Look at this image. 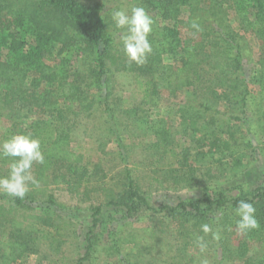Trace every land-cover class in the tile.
I'll list each match as a JSON object with an SVG mask.
<instances>
[{"label": "trees", "instance_id": "obj_1", "mask_svg": "<svg viewBox=\"0 0 264 264\" xmlns=\"http://www.w3.org/2000/svg\"><path fill=\"white\" fill-rule=\"evenodd\" d=\"M143 1L153 17L163 25L155 26L149 34L152 52L144 64L137 65L130 62L121 49L114 47V39L103 18L104 8L97 0H0L1 105L7 111L6 118L13 120L22 111H36L44 118L48 115L51 118V122L41 120L26 128L13 121L9 133L1 139L2 142L15 134L38 138L45 162L32 166L38 186L29 184V191L23 199L9 197L7 205H0V264H24L30 256L41 254L44 247L53 249V245L54 249L48 251H54V264L65 261L59 257L61 246L72 236L70 228L73 224L54 210L58 206L54 192L58 189L63 188L71 197L81 189L86 196L90 190L97 191L105 199L100 207L94 208L92 226L83 240L86 244L85 255L79 258L77 264L88 263L98 248L96 241L101 236V233H97L101 229L98 217L104 208L122 209L128 218L139 214V204L143 209L146 207L155 212L147 205L143 187L133 177L132 169L123 171V181L120 183L124 189L122 198L108 187L89 188L87 167L90 162L86 165L84 155L71 150L67 109L60 102L82 95L88 81H98L110 69L133 75L139 98L131 109L123 112V116L131 121H142L148 117V112L159 107L162 81L174 76L164 58L180 57L185 69L193 75L192 80L187 78V87H194L195 92H207L210 100L225 102L235 109H245L249 89L244 86L243 79L241 84L240 76L231 77L234 71L232 66L242 69L249 64L242 50L238 48L236 54L226 57L228 66L225 69L218 68L219 51L214 54L205 52L206 48L217 44L208 34L224 40L227 47H231L227 40L233 39L234 33L224 17L216 21L225 24V27L207 21L211 16H223L224 4L232 8L242 30L260 39L259 58L264 80V0ZM185 12L188 14L187 21L183 19ZM183 29L192 31L194 35L201 33L195 50L182 47ZM75 52L81 56L87 55L89 67L93 63L95 66L88 72H72L70 68ZM207 106L203 108L210 112ZM202 116L184 118L182 133L189 135L190 141L181 147L178 167L171 165L163 175V182L167 178L172 179L175 185L189 188L202 186L203 195L196 201L165 205L158 212L181 228L192 222L215 223L214 219L222 214V222H218V225L229 229L236 227L238 217L234 209L238 202L244 200L252 203L259 227L242 235L237 249L231 251L230 245H227L226 258H237L241 264H264V256H249L253 245H264V180L248 198L230 197L223 191L207 186L215 176L210 175L211 169L203 173L196 165L206 158L215 160L216 156H220L216 162L222 165L224 157L234 155L237 139L232 128L225 129L214 115L204 119ZM200 119L204 120L203 123ZM157 135H161L159 146L165 145L164 149H160L165 155L172 144V131L165 127L159 129ZM105 146V143L99 144L102 155L106 154ZM232 159L235 165L241 164L235 157ZM9 162L8 158H0V176L8 174ZM101 167L100 163L94 165L95 170L102 171ZM3 168L6 170L4 174L1 173ZM203 181L206 183L201 185ZM110 238L113 250L119 253L113 232ZM42 256L46 260L48 255ZM119 262L126 264L122 259Z\"/></svg>", "mask_w": 264, "mask_h": 264}, {"label": "rangeland", "instance_id": "obj_2", "mask_svg": "<svg viewBox=\"0 0 264 264\" xmlns=\"http://www.w3.org/2000/svg\"><path fill=\"white\" fill-rule=\"evenodd\" d=\"M97 1L104 8L103 18L109 26V34L114 39L113 45L122 51L120 30L114 27L111 20L114 9L130 10L133 6L143 7L154 21L152 30L155 26L163 25L153 17V13L148 10L143 0ZM231 9L224 4L223 16L218 13L219 15L211 16L207 20L209 24L225 27V24L216 21L224 17L229 29L234 33L233 39L227 40L231 47L228 48L224 40L208 34L217 44L206 48L205 52L214 54L219 51L221 57L218 68L225 69L228 66L226 57L236 54L238 48L242 50L249 64L242 69L232 66L234 71L231 77L240 76L241 84L243 79L244 86L249 89L245 109H235L225 102L210 100L207 92H195L194 87H187L186 80L187 78L192 80V73L185 69L180 57L170 56H166L164 62L174 76L162 81L160 105L152 112H148V117L142 121H131L123 116V112L133 107L139 94L133 75L117 69H110L98 81H88V85L84 86L83 94L79 97L66 102L60 101L62 107L67 109L69 118L70 148L73 152L84 155L86 165L88 162L91 163L87 167L89 188L108 187L114 189V192L122 198L124 189L120 183L123 181V171L126 168L132 169L133 177L137 178L143 187L142 193L147 205L155 209V212H152L146 207L143 209L142 204H139V214L128 218L122 209L104 208L98 217L101 226L97 232L101 233L96 241L98 248L86 264H120V259L126 264H201L204 258L207 259L208 264H241L237 258L236 260L226 258L228 251L226 246L230 245L231 251L237 249L242 235L237 233L236 227L226 229L218 225V222H222V214L214 219L215 223H208L214 232H219L220 239L214 240L212 233L206 235L201 231V225L204 223L192 222L181 228L158 212L165 205H176L180 201H196L203 195L202 186L189 188L175 185L172 179L167 178L163 182L165 178L163 175L170 166L178 167L177 159L181 147L190 141L189 135L182 133L185 117L195 115L199 118L203 115L204 119L214 115L225 129L232 128L237 139L236 150L232 157L239 160L240 165H235L232 157L228 156L224 157L222 165L216 162V159L220 160V156H216L215 160L206 158L196 165L203 173L211 169L210 175L215 176V179L207 183L208 187L223 191L230 197L248 198L264 180V80H262L263 69L259 58L261 41L255 34L242 30L238 17ZM227 12H229L228 16ZM183 19L188 20L187 12L184 13ZM200 36L201 33L194 35L192 31L183 29L182 47L195 50ZM54 54L58 53L54 52ZM78 55L79 53L75 52L72 59L70 68L72 72L76 70L88 72L95 66L93 63L89 67L87 55ZM2 94L0 85L2 113L0 142L9 133L13 121L24 128L41 120L51 122L49 115L44 118L36 111L32 113L22 111L13 120L7 119V111L1 105ZM204 105H208L211 111H205ZM216 112L219 114H214ZM203 119H200L201 123ZM165 127L172 131V144L168 147V153L164 155L161 150L165 145L159 146L161 135L158 136L157 132ZM100 143L106 144L104 147L106 154L102 155L99 151ZM99 158L102 160L100 161ZM96 163H100L102 171L94 169ZM5 172L4 168L1 169V173ZM205 183L203 181L201 185ZM54 194L58 201V206L54 210L73 224L70 228L72 236L61 246L59 257L65 261L59 264H77L79 258L85 255L86 244L83 240L92 226L94 208L100 207L105 199L101 192L92 190L86 196L83 189L74 197L63 188L56 190ZM9 197L11 196L0 192V205H7ZM187 230L189 232L186 233ZM112 232L118 241L119 253L113 250L110 238ZM198 236H202L207 243L204 253H201L197 246ZM44 248L41 254L30 256L28 262L24 264H54L56 259L54 251H48V249L53 250L54 245L51 247L53 249ZM42 255H48L46 260ZM249 256L263 257L264 245H253Z\"/></svg>", "mask_w": 264, "mask_h": 264}, {"label": "clouds", "instance_id": "obj_3", "mask_svg": "<svg viewBox=\"0 0 264 264\" xmlns=\"http://www.w3.org/2000/svg\"><path fill=\"white\" fill-rule=\"evenodd\" d=\"M114 27L120 30V43L123 52L130 62L142 65L152 52L148 36L152 31L153 19L143 7L133 6L130 10L114 9L111 13ZM196 27V25H193ZM0 158L9 159V172L0 176V192L15 198L23 199L29 191V184L38 186V181L32 174L34 163L43 164L44 155L38 138L30 135L15 134L0 142ZM256 209L252 203L241 200L234 209L236 231L239 235H246L257 229L259 223L255 216ZM204 234L212 233L214 240H219V232L213 231L209 224H202ZM201 253L207 249V243L202 236L196 238ZM201 264H208L206 258Z\"/></svg>", "mask_w": 264, "mask_h": 264}]
</instances>
